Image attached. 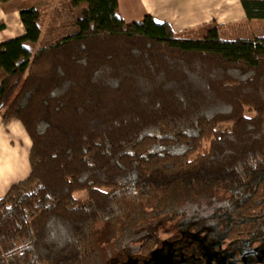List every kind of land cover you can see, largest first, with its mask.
Returning <instances> with one entry per match:
<instances>
[{
    "label": "trees",
    "instance_id": "obj_1",
    "mask_svg": "<svg viewBox=\"0 0 264 264\" xmlns=\"http://www.w3.org/2000/svg\"><path fill=\"white\" fill-rule=\"evenodd\" d=\"M68 2L80 11L60 38L42 42L41 11L26 6L23 33L0 41V117L30 142L27 175L0 196V264H98L94 227L112 231L127 199L157 192L240 193L225 235L252 234L264 211V36L208 23L179 37L148 14L123 20L117 0ZM239 2L246 22L264 19V0Z\"/></svg>",
    "mask_w": 264,
    "mask_h": 264
},
{
    "label": "rangeland",
    "instance_id": "obj_2",
    "mask_svg": "<svg viewBox=\"0 0 264 264\" xmlns=\"http://www.w3.org/2000/svg\"><path fill=\"white\" fill-rule=\"evenodd\" d=\"M41 1L21 0L24 7L34 5L41 11L42 42H52L73 29L79 5L73 6L68 0ZM199 33L197 30L177 35L197 37ZM220 33L226 35V32ZM230 35L235 38L264 36V19L245 21L238 32ZM246 115L252 113L246 112ZM216 127L228 129L230 123L219 122ZM10 139V156L14 158L9 159L10 170L0 174V191L6 184L8 188L11 183L24 178L30 168L28 144L17 135H11ZM2 194L0 192V196ZM73 195L79 199L86 197L83 190L75 191ZM168 195L171 196L157 192L127 199L125 212L114 222V236H111L114 232L108 230L110 222H99L94 227L96 242L100 243L99 264H264V244L260 245L258 240L229 241L224 236L225 229L236 219L232 206L242 197L240 193L220 188L187 195L181 193L175 206L171 203L170 207ZM173 211L180 213L171 217ZM152 235L156 238L155 244L142 252L140 243ZM250 250L258 252L243 254Z\"/></svg>",
    "mask_w": 264,
    "mask_h": 264
},
{
    "label": "crops",
    "instance_id": "obj_3",
    "mask_svg": "<svg viewBox=\"0 0 264 264\" xmlns=\"http://www.w3.org/2000/svg\"><path fill=\"white\" fill-rule=\"evenodd\" d=\"M24 6L21 0L0 2V41L23 33L18 10ZM117 11L125 21L138 20L148 14L155 22L168 23L177 34L196 32L203 24L216 23L226 32V38H235L230 33L238 32L246 21L239 0H117ZM19 124L17 120L4 122L0 117V174L10 170L9 159L14 158L10 156L11 135L20 136L29 146V138Z\"/></svg>",
    "mask_w": 264,
    "mask_h": 264
},
{
    "label": "flooded vegetation",
    "instance_id": "obj_4",
    "mask_svg": "<svg viewBox=\"0 0 264 264\" xmlns=\"http://www.w3.org/2000/svg\"><path fill=\"white\" fill-rule=\"evenodd\" d=\"M169 198V200H168V204H169V207H170V204L171 203H173L172 204V206L174 205L175 206V201H173V200H171V198L170 197H168ZM182 200V199H181ZM157 203H159V201H157ZM234 205V204H233ZM232 210H233V206H232ZM264 210V209H263ZM234 212V211H233ZM179 211H173L172 212V214H171V217H174V216H176V215H179ZM234 215H235V217H236V214H235V212H234ZM237 220V217H236V219L234 220V221H236ZM233 221V222H234ZM233 222H231V224L228 226V227H230L231 225H232V223ZM128 227V226H127ZM126 227V228H127ZM227 227V228H228ZM125 228V229H126ZM226 228V229H227ZM124 229V230H125ZM226 229H225V231H226ZM123 230V231H124ZM248 230V229H247ZM247 230L245 231V233L243 234V236H236V237H232L231 235L229 236V238H227L226 237V235H225V231H224V236H225V238L227 239V240H229V241H238V242H242V241H259L261 244L260 245H263L264 244V211H262V214L260 215V217H259V221H258V224H257V229L256 230H254L253 231V233L252 234H246V232H247ZM112 232H114V231H111V233ZM115 233L116 232H114L113 234H111V236H114L115 235ZM153 236V235H152ZM153 237H155V236H153ZM147 239V238H146ZM115 240V239H114ZM113 240V241H114ZM145 240V239H144ZM113 241H110V243L112 244L113 243ZM143 242V241H142ZM141 242V243H142ZM155 242H156V240H155ZM109 243V242H108ZM107 243V244H108ZM141 243H140V245H141ZM107 244L106 245H104L105 247L107 246ZM111 244H108V245H111ZM140 245H139V248H140ZM104 247V248H105ZM141 249V248H140ZM151 249V248H150ZM149 249V250H150ZM142 252H147L148 250H146V251H143V250H141ZM258 252V250H250V251H248V252H245V253H243L244 255L246 254V253H254V254H256ZM99 255H100V252H99ZM243 255V256H244ZM104 258V257H103ZM97 260H100V257H98V259ZM98 264H99V261H98Z\"/></svg>",
    "mask_w": 264,
    "mask_h": 264
}]
</instances>
